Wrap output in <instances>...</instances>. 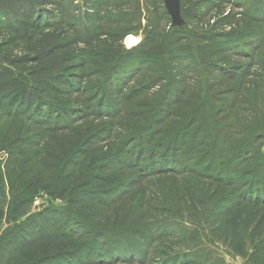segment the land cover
Instances as JSON below:
<instances>
[{
	"label": "rangeland",
	"instance_id": "1",
	"mask_svg": "<svg viewBox=\"0 0 264 264\" xmlns=\"http://www.w3.org/2000/svg\"><path fill=\"white\" fill-rule=\"evenodd\" d=\"M178 8V16L172 18L163 0H111L110 8L103 12L107 15V23L97 31L94 29L96 26H91L89 37L72 43L70 52L85 56L88 62L80 81L84 91L78 94V89H75L70 97L59 94L54 103L64 99L65 107L68 110L72 108V113L77 116L80 109L88 110L86 108L90 104L97 105L93 107L98 111L102 100L105 107L109 104L117 110V119L110 122L106 117L91 114L94 117L73 122L71 131L60 129L62 127L52 131L55 126L67 123L57 118L56 112L42 117L33 116L34 121L41 119V123L36 124L27 120L26 115H15L14 109L0 106L2 214H8L7 207L13 194L8 189L10 180L18 177V171L28 158L32 159L35 171L54 166L67 157L68 147L74 140L81 138L86 130H98L91 127L101 123L106 125L105 133L96 134L93 138L95 144L86 146L89 151L86 156L97 157L103 151H111L107 150L106 142L100 141L110 130H113L112 139L126 136L125 143L128 144L135 131H138V136L148 138L150 130L158 128L153 123L154 114L165 119L163 126L167 125L171 130L186 116L192 124L189 130H193L199 123L205 121L206 124L210 120L207 110L219 120L233 122L231 143L240 140L238 133L241 130L246 131L244 135L253 141L254 149L252 155L242 151L239 156H250L251 159L233 173L231 166L236 160H230V165L224 168L209 167L208 163L194 165L197 156L187 144H173L170 150L168 146L156 150L159 158L168 160V166H186L189 170H196L201 177L192 175L186 178L181 174L169 179H154L131 189V197L124 203L125 209L133 202L138 209L148 199V227L122 235L113 248L120 252H128L132 248L136 254H142L136 255L132 264H264V203L254 202L256 195L252 198L247 193L251 186L256 188L260 182L248 185L245 181L248 176L239 179L238 175L256 163L264 173V91L255 89L253 85L240 93L236 88L233 90L237 80L223 78L221 73L228 76L231 71H236L232 66H242L249 62L248 58L232 56L229 50V53L217 50L226 45L222 44V36L229 34L226 40H233L235 44L239 41L236 45L238 50L254 51L252 46L258 43V35L263 34L259 22L264 19V0H182ZM193 8H196V17L190 16ZM151 26L155 27L157 39L163 40V44L169 39L173 41L174 37L172 52L180 46L178 49L183 54L181 57L174 53L175 58L168 55L170 46L165 48V75L161 65H149L145 61L112 66L102 64L100 57L103 53L115 55L113 52L117 51L118 55L141 45ZM46 32H8L6 38L11 36L10 48L14 52H23ZM75 34L74 28L67 27L49 32L48 37L55 41L73 42ZM231 102H235L232 109L229 107ZM166 114L172 115L168 118ZM142 128L143 131H139ZM18 137L27 139L31 145H26L21 153H9L10 142ZM209 137L207 146L201 149V155L205 152L206 161L216 153L213 135ZM16 145L21 146V143ZM136 146L137 142L127 145L126 149L130 150L121 154L122 157H131L129 152ZM227 153L223 152L222 156ZM134 176L137 174L122 171L114 178L119 182ZM261 178L264 184V174ZM263 186L260 187L263 192H258L260 199L264 198ZM55 203L65 205L64 201H55L46 192H39L22 213H36ZM5 226L4 217H0V232Z\"/></svg>",
	"mask_w": 264,
	"mask_h": 264
},
{
	"label": "trees",
	"instance_id": "2",
	"mask_svg": "<svg viewBox=\"0 0 264 264\" xmlns=\"http://www.w3.org/2000/svg\"><path fill=\"white\" fill-rule=\"evenodd\" d=\"M110 4L111 0H0V106L14 109L15 115H26L30 121H34L33 116L42 117L56 112L57 118L67 123L55 126L52 131L59 130L57 127L71 131L74 128L71 126L73 122L84 121L86 117L93 116L91 114L106 117L110 122L117 119V110L109 104L105 107L102 100L98 104V111L95 110L97 105L90 104L86 108L88 110L80 109L77 116L72 113V108L68 110L65 107L64 99L54 103L59 94L70 97L75 89H78V94L84 91L80 81L88 64L87 58L70 52V49L72 43L76 44L90 36L88 30L91 26H96L94 29L97 31L107 23V15L103 12L110 8ZM195 11L196 8H193L190 16L196 17ZM259 24L263 34L258 35V43L252 46V53L238 50L236 45L239 41L235 44L233 40H226L229 34L222 36V44L226 45L217 48L224 53H229V50L232 56L248 58L249 62L242 66H232L236 71H231L228 76L221 73L223 78L237 80L236 86L232 88H236L237 93L250 85L264 91V19ZM67 27L76 30V40L73 42L55 41L48 37L49 32ZM43 31L47 32L35 39L28 50L23 52H14L10 48L11 36L6 38L8 32L16 34ZM157 37L155 27L151 26L141 45L118 55L117 51L113 52L115 55L103 53L100 57L103 59L102 64L112 66L145 61L149 65H161L165 75V48L170 46L169 56L172 54L177 58L183 57V54L178 49L180 46L175 48L177 56L172 52V43L176 41L174 37L173 41L170 42L169 39L164 44ZM242 43L240 42L241 45ZM88 104L89 102L86 105ZM233 104L235 102L229 104L230 109L234 107ZM206 113L210 120L206 124L205 121L199 123L198 128L193 130H189L192 124L186 116L171 130L167 125L163 126L165 119L154 114L153 123L158 128L150 130L148 138L138 136V131H135L131 136L132 141L126 144V136L112 139L113 130H110L107 137L100 141L106 142L107 150L111 151H103L97 157L86 156L89 152L86 146L95 144L94 136L106 131V125L99 123L91 127L98 130H86L81 138L74 140L68 147L67 157L54 166L35 171L32 159L25 160L24 167L18 171V177L11 178L8 185L9 192L13 193L7 207L8 214L0 212V217H4L6 223L0 232V264L134 263L136 255L142 254H136L132 248L128 252L113 248L122 239V235L148 227V199L138 209H135L134 202L125 209L124 203L131 197L130 190L154 179H169L181 174L186 175V178L192 175L201 177L196 170H189L186 166H168V160L165 157L159 158L156 150L166 146L170 150L173 144H187L197 156L194 165L208 163L209 167L215 165L217 168H224L230 165V160H236L231 166L233 173L251 159L250 156H239L242 151L252 155V148L254 149L253 141L244 135L246 131L241 130L238 133L240 140L231 143L233 122L219 120L211 111L206 110ZM171 115L165 116L169 118ZM195 120L198 121L197 118ZM40 121L41 119H35L34 122L40 124ZM204 124L205 127L201 129ZM139 131H143V128ZM211 134L216 153L206 161L205 152L201 155V149L207 146ZM186 139L189 141L186 142ZM133 142H137V146L129 152L131 157L123 158L122 155L130 150L126 146ZM17 143H21V146H17ZM29 144L31 145L25 138H15L9 144V153H21ZM225 151L228 153L224 157L222 153ZM206 170L209 171L210 168ZM122 171H131L137 176L116 182L117 178L114 176ZM263 174V169L257 163L238 172L239 179L244 175L248 176L245 180L248 185L260 182L256 188L251 186L247 190L251 197L256 195L253 201L257 203H264V198L258 197L260 187L264 185L261 178ZM181 181H184L183 178ZM39 192H46L53 200L64 201L65 205L49 204L36 213L23 214V210ZM138 233L140 234L136 232Z\"/></svg>",
	"mask_w": 264,
	"mask_h": 264
},
{
	"label": "water",
	"instance_id": "3",
	"mask_svg": "<svg viewBox=\"0 0 264 264\" xmlns=\"http://www.w3.org/2000/svg\"><path fill=\"white\" fill-rule=\"evenodd\" d=\"M163 2L168 14L172 18H176L179 12V0H163Z\"/></svg>",
	"mask_w": 264,
	"mask_h": 264
}]
</instances>
